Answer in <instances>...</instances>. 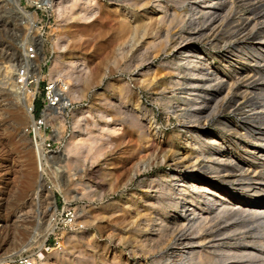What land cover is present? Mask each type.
Instances as JSON below:
<instances>
[{"label": "rangeland", "instance_id": "rangeland-1", "mask_svg": "<svg viewBox=\"0 0 264 264\" xmlns=\"http://www.w3.org/2000/svg\"><path fill=\"white\" fill-rule=\"evenodd\" d=\"M32 1L48 8L36 12ZM45 1L20 0L32 23L14 0H0V264L22 252L34 264H264L258 215L242 222L220 212L201 235L189 220L163 241L153 233L160 213L187 217L185 183L264 200L235 179L240 163L264 181V160L251 157L264 149V114L247 117L264 106V0ZM34 42V84L61 81L72 102L55 124L64 146L48 168L52 188L11 83ZM209 104L208 118L192 121L195 106ZM211 162L217 171L203 168ZM194 196L189 210L198 206L200 216L209 198Z\"/></svg>", "mask_w": 264, "mask_h": 264}, {"label": "bare ground", "instance_id": "bare-ground-1", "mask_svg": "<svg viewBox=\"0 0 264 264\" xmlns=\"http://www.w3.org/2000/svg\"><path fill=\"white\" fill-rule=\"evenodd\" d=\"M47 1V0H46ZM45 1V2H46ZM20 0H14V3H15V6H16V9H18L19 13H22L26 16V20L32 22V23H36L37 19H36V16L33 14V13H29L27 12L24 7H22L21 3H19ZM208 2L210 4H213L215 5L216 4V0H208ZM228 2V0H227ZM13 3V4H14ZM47 3V2H46ZM226 3V2H225ZM224 18V17H223ZM255 44H253V48ZM19 59V58H18ZM33 64V63H32ZM34 65V64H33ZM35 67V66H34ZM205 68V70H204ZM199 72H203L204 73H212V74H215L216 75V81L219 83L221 82H225L226 81V84L228 85V78H225L224 76H221L219 75L217 72L215 73L214 71H210L209 68H207L206 66H199ZM196 73V72H195ZM197 74V73H196ZM198 76V75H197ZM201 76V75H200ZM198 78V77H197ZM201 78V77H200ZM205 78V77H204ZM12 79V78H10ZM13 80V79H12ZM208 80V79H207ZM196 80H193V82H195ZM199 81V80H198ZM11 83H14V86L16 87L17 86V81H14ZM205 84V83H204ZM195 86L199 85V84H193ZM200 86V85H199ZM232 86V83L229 84V87ZM14 87V88H15ZM192 87V88H193ZM219 87V86H218ZM16 89V88H15ZM19 89V88H17ZM21 93L22 94V103L24 106H26V112L28 114V116L31 118V112H30V109H29V104L31 102V99L27 98L29 96V91L27 90H23V89H20ZM230 91H228L227 93L229 94ZM232 92V91H231ZM189 95V94H188ZM219 96V95H218ZM190 97V96H189ZM65 98L66 96L63 97V100H62V104L65 105L67 104V101L66 103L65 102ZM211 98V97H210ZM214 102H215V99H214ZM259 107V106H258ZM261 107H263L262 111L261 110H256V111H253L251 113H249L247 115V117H253V116H259V114H264V106L261 105ZM195 113L197 115V118H195L194 120L192 121H195V120H198V121H201L202 119H207L208 116L212 113V111H214L216 109V104H209V106H195ZM207 112V113H206ZM195 115V116H196ZM261 116V115H260ZM246 117V119H247ZM262 117V116H261ZM257 119V118H256ZM195 125V123H191V124H188V130H192V127ZM196 127V126H195ZM255 128H257V126L254 125ZM233 129V128H232ZM237 129V128H236ZM239 131V129H237ZM257 130V129H256ZM233 131V130H232ZM257 134H261V135H264V132H258L257 130ZM257 139H260L262 141H264V139H262L261 137L257 138ZM258 141V140H257ZM261 141V142H262ZM261 144V143H260ZM263 147V146H262ZM254 152H258L259 154H251L252 158L255 159V160H264V149L261 148V146H257V147H254ZM264 148V147H263ZM208 150V149H207ZM63 152V151H62ZM62 152L58 155V156H61ZM191 155V154H190ZM213 155V154H212ZM57 156V157H58ZM208 157V156H207ZM219 157V156H218ZM229 157V156H228ZM214 158V157H213ZM230 158V157H229ZM251 158V160H252ZM223 159V157L221 158V160ZM56 160L53 159L52 162ZM206 160V159H205ZM220 160V161H221ZM224 160V159H223ZM248 159L246 158L245 161H247ZM218 161V160H216ZM227 161V160H226ZM231 161V159H230ZM233 161V160H232ZM235 161V160H234ZM233 161V162H234ZM224 162V161H223ZM215 163V162H214ZM213 162L211 163H206L205 166L203 165V168L206 167V168H210L211 171L215 172L217 171L219 168L216 164H214ZM217 163V162H216ZM220 163V162H218ZM227 163V162H226ZM237 163V162H236ZM246 163V162H245ZM236 165V168L237 171H238V177H236L235 179H241L242 181V187L243 189H251L253 191L257 193H264V181L262 178L258 176H254V177H251L247 174L244 173V171H248L247 168H245V165L243 164H240V163H237L235 164ZM249 168V167H248ZM56 169L59 170L58 167H56ZM252 169V168H251ZM57 170V171H58ZM209 170V169H208ZM224 171V170H223ZM253 171V170H252ZM226 172V171H225ZM230 172V171H229ZM255 172V171H254ZM253 172V173H254ZM227 173V172H226ZM231 173V172H230ZM249 173V172H248ZM252 173V172H251ZM215 174V173H214ZM229 174V173H228ZM40 175L43 177V174L40 173ZM226 180H228V182H230L231 178H226ZM43 181L45 183V180H44V177H43ZM203 181V180H201ZM234 181V180H233ZM244 182V183H243ZM45 185L47 186V184L45 183ZM183 186L180 188V193L183 195V198H184V209L186 210V214H187V217L185 218L183 215L181 214H177V213H173V214H169V215H165L164 213H160V216L158 217V220L156 222V224H154V229H155V232L154 235H155V239H164L166 235H168V233H170V229L171 227L173 228V226L175 224H184L186 222V220H189L190 223H192V225H194L197 229V231L194 233H198L201 235V232L205 229L208 228V226H210V224H212V222H215L217 217H219V214L220 212H222L223 214H234L236 215L238 218V220L242 219L241 221L244 222V221H247L246 218H250V216H253V215H258V217H264V200H260V199H255V198H251V197H239V198H236V197H227L225 195H223V193H220L219 191L213 189V187L211 185H208V184H201V185H197V184H192V188H190L187 183L185 184H182ZM48 187V186H47ZM180 187V186H179ZM196 190H198V192L202 195V196H206L209 198V204L207 205V208L206 210L202 211L201 215L200 216H197V213L198 210H199V207L198 206H193L191 210H189L190 206L193 204L192 202L195 200V196L194 194L196 193ZM223 192V191H221ZM227 192V191H226ZM241 194V193H240ZM53 198V196H51ZM168 197V196H167ZM182 197V196H181ZM205 197V198H206ZM203 198V197H202ZM167 199V198H166ZM200 199V198H199ZM173 202V201H172ZM179 204V203H178ZM177 205V204H176ZM170 209V208H169ZM56 207L55 205H53V213H51V217H50V222H49V227H48V231H47V236L48 234H50L53 230H54V224H53V219L55 218V212H56ZM184 211V210H183ZM168 213V212H167ZM185 215V214H184ZM232 216V215H231ZM234 217V216H233ZM220 218V217H219ZM248 218V219H249ZM223 219V218H222ZM246 219V220H245ZM257 219V218H256ZM253 221V220H252ZM233 222V221H232ZM240 222V221H238ZM237 222V223H238ZM236 223V224H237ZM251 223V222H250ZM174 224V225H173ZM242 224V223H241ZM244 224V223H243ZM253 225V224H252ZM177 227V226H176ZM192 227V226H191ZM190 227V228H191ZM257 227V226H256ZM182 228V227H181ZM241 229V228H240ZM172 230V229H171ZM219 231V230H218ZM239 231V230H237ZM232 232V231H231ZM187 234V233H186ZM222 234V233H221ZM229 234V233H228ZM184 235V234H183ZM182 235V236H183ZM189 235V234H188ZM227 235V234H226ZM152 237V236H151ZM168 237V236H167ZM191 237V235H190ZM186 235L183 236L182 239H188L190 238ZM195 237V236H194ZM154 238V237H153ZM152 239V238H151ZM204 239V238H203ZM202 239V240H203ZM189 240V239H188ZM163 241V240H162ZM204 241V240H203ZM228 241V240H227ZM157 242V241H156ZM186 242V241H185ZM200 242V241H199ZM221 242V241H220ZM219 242V243H220ZM226 242V241H224ZM154 244V242H153ZM198 244V243H197ZM159 245V244H158ZM187 245V244H186ZM215 245V244H214ZM224 245V244H223ZM148 246V245H147ZM161 249V248H160ZM198 250V249H197ZM217 250V249H216ZM196 251V250H195ZM211 252V251H210ZM251 252V251H250ZM190 253V252H189ZM201 253V252H200ZM223 253V252H222ZM229 253V252H228ZM178 254V253H177ZM182 254V253H181ZM199 254V253H197ZM248 254V253H247ZM207 255V254H205ZM191 256V254H190ZM203 256V255H202ZM208 256V255H207ZM210 256V255H209ZM227 256V255H226ZM195 257V256H194ZM193 257V258H194ZM205 257V256H204ZM212 257V256H211ZM211 257H206V258H211ZM191 257V259H193ZM198 258V257H197ZM240 258V257H239ZM247 258V257H246ZM254 258V257H253ZM178 259V258H177ZM196 259V258H195ZM216 259V258H215ZM214 259V260H215ZM245 259V257H244ZM223 260V259H222ZM246 260V259H245ZM192 261V260H191ZM202 262L204 260H201ZM190 262V261H189ZM194 262V261H193ZM198 263V262H197ZM220 263V262H219ZM222 263V262H221ZM210 264V263H209Z\"/></svg>", "mask_w": 264, "mask_h": 264}, {"label": "built area", "instance_id": "built-area-1", "mask_svg": "<svg viewBox=\"0 0 264 264\" xmlns=\"http://www.w3.org/2000/svg\"><path fill=\"white\" fill-rule=\"evenodd\" d=\"M41 2H37L36 12L39 8H48L49 3ZM23 6L25 7V5ZM37 52L38 45L35 42L26 47L27 55H25L23 62L19 66L20 69L16 73L17 86L19 89L27 90L30 93L31 102L29 109L31 118L26 126V130L34 147L39 171L43 174L48 188H52L48 168L50 162L62 152L64 146L62 141L63 135L61 131L57 135L55 124L63 119L65 109L72 102L66 97L64 103L67 101V104H62L63 97L65 96V87L62 86L63 83L61 81L47 82L42 88L40 84H34L35 65L28 61L35 59ZM65 215L72 221L75 218V210L69 208L65 212ZM35 260L36 257L28 252H22L14 258L16 264H34Z\"/></svg>", "mask_w": 264, "mask_h": 264}, {"label": "trees", "instance_id": "trees-1", "mask_svg": "<svg viewBox=\"0 0 264 264\" xmlns=\"http://www.w3.org/2000/svg\"><path fill=\"white\" fill-rule=\"evenodd\" d=\"M38 106H39V103H38Z\"/></svg>", "mask_w": 264, "mask_h": 264}, {"label": "water", "instance_id": "water-1", "mask_svg": "<svg viewBox=\"0 0 264 264\" xmlns=\"http://www.w3.org/2000/svg\"><path fill=\"white\" fill-rule=\"evenodd\" d=\"M20 3V2H19Z\"/></svg>", "mask_w": 264, "mask_h": 264}]
</instances>
